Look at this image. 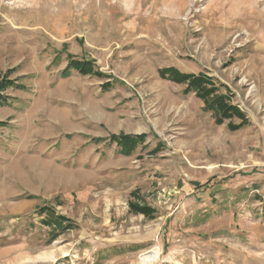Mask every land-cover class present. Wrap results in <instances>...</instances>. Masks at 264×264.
<instances>
[{"label":"rangeland","instance_id":"1","mask_svg":"<svg viewBox=\"0 0 264 264\" xmlns=\"http://www.w3.org/2000/svg\"><path fill=\"white\" fill-rule=\"evenodd\" d=\"M5 75L0 264H264V0H0Z\"/></svg>","mask_w":264,"mask_h":264},{"label":"trees","instance_id":"2","mask_svg":"<svg viewBox=\"0 0 264 264\" xmlns=\"http://www.w3.org/2000/svg\"><path fill=\"white\" fill-rule=\"evenodd\" d=\"M71 68L76 69L80 74H89L94 72V63L90 60H75L70 64ZM69 66V67H70ZM161 74L168 72V69ZM169 75L171 79L177 83H186L188 90L196 91L197 94L205 100V107L212 109L214 113L218 115V121L222 122L225 118L231 116L233 113H237V107L230 104L227 97L223 94L213 95V87H209L210 81L203 76H195L193 74L181 73L179 71H170ZM24 87L19 85L17 81L5 75L0 80V107L8 105V96L3 92L10 87ZM6 122L0 120V127L4 126ZM232 128H239L240 125H232ZM113 141H115L122 149L123 153H128L141 141L145 139V135H130L119 134L113 135Z\"/></svg>","mask_w":264,"mask_h":264},{"label":"bare ground","instance_id":"3","mask_svg":"<svg viewBox=\"0 0 264 264\" xmlns=\"http://www.w3.org/2000/svg\"><path fill=\"white\" fill-rule=\"evenodd\" d=\"M144 257V256H143ZM157 257V251H153V252H150L149 254H147L145 256V259L148 261V262H152L154 261V259Z\"/></svg>","mask_w":264,"mask_h":264}]
</instances>
